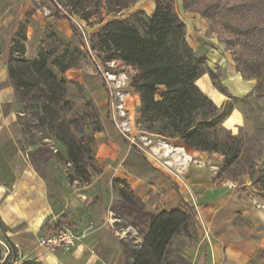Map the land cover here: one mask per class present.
Listing matches in <instances>:
<instances>
[{
    "label": "rangeland",
    "instance_id": "obj_1",
    "mask_svg": "<svg viewBox=\"0 0 264 264\" xmlns=\"http://www.w3.org/2000/svg\"><path fill=\"white\" fill-rule=\"evenodd\" d=\"M155 1L134 0L129 8L113 12L100 7L87 20L73 15L89 56H79L77 67L64 75L51 67L58 78L64 77L67 82L66 97L73 104L70 117L74 122L70 129L84 154L85 174L74 171L67 161L63 145L51 131L39 125L31 111H24L25 115L20 113L24 106L15 96L14 103L9 107L17 113L11 132L17 139L15 151L23 156L26 170L21 171L16 182L11 181L12 184L8 185L5 182L9 181L6 179L8 165L0 162V264L7 255L10 259L4 264H21L23 259L32 261L31 264H40L23 255L12 242V236L16 233L26 241H38L44 231L69 214L70 209L81 206L99 226L105 221L117 234L116 239L131 237L139 242L135 230L119 217V185L113 182L114 179L125 181L128 190L141 200L136 195L138 193L146 201L141 200L145 210L155 212L157 208L152 211V190L145 189L152 183V175L159 173L175 179L182 168L201 165L215 188H221L227 194L235 192L237 199L247 208L264 204L263 181L251 180V174L257 178L264 176V55L255 56L258 66L248 64L237 67L234 59L241 37L233 36L218 22L211 25L203 18V14L211 11L212 0L164 1L170 3L184 25L186 23L185 39L193 35L201 46L209 45L206 41L211 40L210 45L225 50L233 62L231 79L225 81V71L219 66L210 69L207 62L205 67L212 71L214 81L207 73L204 74L217 91L221 87L226 95L236 99L244 118L243 126L233 132L229 130L240 141L238 159L229 166H223V157L219 154L200 152L194 156L189 149L177 151L176 140L144 132L137 123L139 96L133 90L129 93L125 90L135 71L120 61L103 63L91 50L96 41L95 35L104 24L121 20L137 25L139 19L151 16ZM54 2L63 11H68L65 0ZM54 14L55 6L49 0H0V66H6L4 52L19 28L26 33L24 56L27 59L36 56L41 43L44 46L53 43L54 37L76 43L68 23L56 21ZM201 20L207 27L203 33L195 26V22ZM113 87L119 94L124 93L122 102H119ZM224 97L223 104L233 101ZM187 208L193 212V208ZM88 224L91 228L93 222L88 220ZM194 233L192 238L181 236L173 240L169 252L174 261L183 258L191 264L190 258L195 255L199 242L196 231ZM8 241L17 247L16 255ZM15 257L21 259L16 261Z\"/></svg>",
    "mask_w": 264,
    "mask_h": 264
},
{
    "label": "trees",
    "instance_id": "obj_2",
    "mask_svg": "<svg viewBox=\"0 0 264 264\" xmlns=\"http://www.w3.org/2000/svg\"><path fill=\"white\" fill-rule=\"evenodd\" d=\"M49 2L55 6V20L67 22L77 42L54 37L53 43L48 46L41 43L36 56L27 59L26 33L19 28L4 52L7 76L24 106L20 113L31 111L39 125L51 131L63 145L74 171L85 174L84 154L70 129L74 122L70 117L73 104L66 97L67 82L64 77L58 78L51 67L64 75L77 67L79 56H89L73 15L87 20L100 7L107 12L121 11L132 6L134 0H65L68 11H63L54 0ZM211 8L203 14L208 23L218 22L233 36L241 37L234 59L237 67L258 66L255 56L264 55V0H212ZM95 40L91 50L101 62L120 61L135 71L130 87L139 96L137 123L144 132L176 140L185 149L219 154L224 167L238 159L239 138L223 127L237 101L218 87L233 101L217 107L196 86V81L206 73L213 81L215 77L205 67L206 58L197 56L188 45L185 25L170 3L156 0L151 16L139 19L137 25L108 21L96 33ZM251 180L264 183V176L257 178L251 174ZM113 182L119 185V217L128 222L139 239V242L131 237L117 240L124 264H189L183 258L174 261L169 248L175 238L195 235L194 213L188 208L149 212L128 190L125 181ZM68 223L62 217L52 227ZM8 244L16 255L17 247L9 241ZM9 259L7 255L4 262ZM31 263L25 259L21 262Z\"/></svg>",
    "mask_w": 264,
    "mask_h": 264
},
{
    "label": "crops",
    "instance_id": "obj_3",
    "mask_svg": "<svg viewBox=\"0 0 264 264\" xmlns=\"http://www.w3.org/2000/svg\"><path fill=\"white\" fill-rule=\"evenodd\" d=\"M203 22H195L200 33L207 29ZM186 40L197 56L206 58L210 69L219 66L225 71V81L233 77V62L225 50L210 45L211 40L206 41L210 46H201L193 35L191 38L187 36ZM195 84L215 106L223 105L224 95L213 87L207 76H201ZM14 101L15 93L8 79L6 66H0V162L8 165L6 179L9 181H5L8 185L12 184L11 181L16 182L23 170H26L23 156L15 151L17 139L11 132L17 113L9 107ZM243 123L244 118L237 104L223 126L233 132L243 126ZM177 146V151L183 148L179 143ZM193 154L196 156L200 152L193 151ZM149 188L152 190L150 196L154 204L152 211L155 208V212L168 210V207L176 209L177 205H180L178 208H193L199 242L195 255L190 258L191 264H264V209L247 208L245 203L237 199L235 192L227 194L221 188H215L201 165L182 168L175 179L154 173L152 183L145 187L146 190ZM136 195L146 202L138 193ZM88 200L87 196L84 204L87 205ZM258 204L264 206L262 203ZM63 217L68 219L69 226L84 235L68 252L49 254L38 246L36 240L26 241L16 233L12 236V242L23 255L40 264H50V257L55 264H124L117 245V234L105 221L99 226L82 206L70 209L69 214ZM247 218L250 222H247ZM88 220L93 222L91 228H88ZM22 229H26V226H22Z\"/></svg>",
    "mask_w": 264,
    "mask_h": 264
},
{
    "label": "built area",
    "instance_id": "obj_4",
    "mask_svg": "<svg viewBox=\"0 0 264 264\" xmlns=\"http://www.w3.org/2000/svg\"><path fill=\"white\" fill-rule=\"evenodd\" d=\"M126 87L125 90L129 93L132 88L130 85H126ZM115 88L116 87H113L114 92H116L115 95L118 97L119 102H122L124 99V93L119 94L115 91ZM254 207L258 210L264 209V206L260 204H255ZM83 237V233H78L71 226L60 225L56 228L50 227L45 230L43 235L38 239L37 244L47 253L57 254L70 251L83 239Z\"/></svg>",
    "mask_w": 264,
    "mask_h": 264
},
{
    "label": "bare ground",
    "instance_id": "obj_5",
    "mask_svg": "<svg viewBox=\"0 0 264 264\" xmlns=\"http://www.w3.org/2000/svg\"><path fill=\"white\" fill-rule=\"evenodd\" d=\"M49 262H50V264H55V261H54V259L53 258H49Z\"/></svg>",
    "mask_w": 264,
    "mask_h": 264
}]
</instances>
